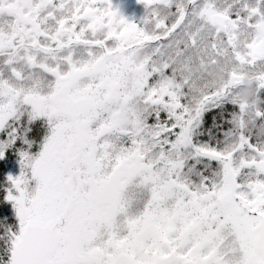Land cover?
Masks as SVG:
<instances>
[{"label":"snow or ice","instance_id":"snow-or-ice-1","mask_svg":"<svg viewBox=\"0 0 264 264\" xmlns=\"http://www.w3.org/2000/svg\"><path fill=\"white\" fill-rule=\"evenodd\" d=\"M135 5L0 0V264H264V0Z\"/></svg>","mask_w":264,"mask_h":264},{"label":"flooded vegetation","instance_id":"flooded-vegetation-1","mask_svg":"<svg viewBox=\"0 0 264 264\" xmlns=\"http://www.w3.org/2000/svg\"><path fill=\"white\" fill-rule=\"evenodd\" d=\"M126 2L131 6L130 11H139L138 6L135 5V0H126ZM0 167L3 168L6 171H11L12 170V167H11L10 164H3Z\"/></svg>","mask_w":264,"mask_h":264},{"label":"trees","instance_id":"trees-1","mask_svg":"<svg viewBox=\"0 0 264 264\" xmlns=\"http://www.w3.org/2000/svg\"><path fill=\"white\" fill-rule=\"evenodd\" d=\"M6 172V170H4L3 168L0 167V174H4Z\"/></svg>","mask_w":264,"mask_h":264},{"label":"clouds","instance_id":"clouds-1","mask_svg":"<svg viewBox=\"0 0 264 264\" xmlns=\"http://www.w3.org/2000/svg\"><path fill=\"white\" fill-rule=\"evenodd\" d=\"M245 95H247V93H245Z\"/></svg>","mask_w":264,"mask_h":264}]
</instances>
